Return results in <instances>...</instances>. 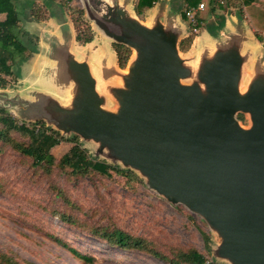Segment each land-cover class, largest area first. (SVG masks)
Instances as JSON below:
<instances>
[{"label":"water","instance_id":"95a60500","mask_svg":"<svg viewBox=\"0 0 264 264\" xmlns=\"http://www.w3.org/2000/svg\"><path fill=\"white\" fill-rule=\"evenodd\" d=\"M82 1L98 29L135 53L125 88L113 91L119 109L105 111L87 65L66 56L79 88L73 108L27 105L34 121L45 113L58 131L94 141L143 172L151 188L218 228L221 257L264 264V74L240 92L245 59L236 37L186 84L191 74L175 32L160 24L148 30L104 0ZM239 113L250 115L249 128Z\"/></svg>","mask_w":264,"mask_h":264},{"label":"rangeland","instance_id":"374dc122","mask_svg":"<svg viewBox=\"0 0 264 264\" xmlns=\"http://www.w3.org/2000/svg\"><path fill=\"white\" fill-rule=\"evenodd\" d=\"M172 1L168 0L166 3ZM217 2H220L218 6ZM223 2L224 0H205L206 8L200 14L201 17L206 19L210 9L219 8L218 15L227 18L231 13L236 27L247 28L250 37H254L252 31H255L264 40V0L250 8H241L242 21L235 16L239 12L241 0H227L229 5L227 11L220 7ZM71 5L84 8L82 0H73ZM100 9L104 10V7L101 5ZM48 10V18L51 19L55 9L49 7ZM85 19L89 20L86 13ZM88 22L91 27H95L92 21ZM210 23L214 22L205 21L203 28L198 29V32L206 30ZM54 25L50 23V26H45L44 23H38L32 28L25 25L24 30L33 37L42 36L40 37L42 42L47 39V46H54L52 33L58 32ZM44 27L52 33L43 31ZM233 30L234 24H228L226 31ZM235 37L240 38L239 35ZM38 42L39 39L37 45ZM103 42V39H96L90 45L89 52L97 56ZM224 44L223 42L222 45ZM249 46L252 48V45ZM253 51L255 56L260 55L256 50ZM49 52L50 50L48 54ZM46 58L35 56L34 64L30 65V75L36 73L38 81L35 77V79L29 77L25 82L10 81L9 87L3 92L0 91L1 103H6L9 114L19 124L34 122L33 115H36V111L34 113L30 111L32 106L35 110L36 107L54 108L57 105L53 100L56 97L45 92L54 93L57 86V89L64 86L65 80L43 67L47 62ZM252 69L253 64L246 66L247 71L240 81L242 87L248 85L250 73L251 76L259 71L264 74V67L259 64L254 67L253 72ZM184 83L189 84L190 81ZM37 84H40L41 89ZM35 88L40 89L41 94H28V91ZM59 91L63 92L64 89ZM20 94L22 95L19 96ZM58 98L66 105L67 96L59 95ZM41 120L48 127L58 131V127L48 121L47 114L44 113ZM241 122L247 125V117L245 116ZM58 132L66 138L76 136L73 133ZM78 138L82 148L93 159L129 170L137 181L115 174L110 178L94 174L73 175L69 170L56 166L49 170L39 168L32 164L30 157H25L10 146L0 143V253L12 254L22 261L34 264H169L141 251L121 250L93 236L94 231L104 229L111 231L117 228L153 244L156 250L171 259L172 252L194 250L202 254L207 262L236 264L234 258L219 255V247L224 238L218 228L210 225L203 216L191 212L183 204L172 203L164 194L149 186V179L143 172L125 167L119 160L111 158L106 149L99 150L98 143ZM19 141L25 142V139L20 138ZM71 147L72 144L63 142L54 147L51 153L59 159ZM65 218L71 221L67 223ZM71 250L91 257L93 261L86 263L80 260L71 253Z\"/></svg>","mask_w":264,"mask_h":264},{"label":"trees","instance_id":"16d2710c","mask_svg":"<svg viewBox=\"0 0 264 264\" xmlns=\"http://www.w3.org/2000/svg\"><path fill=\"white\" fill-rule=\"evenodd\" d=\"M62 8H67L70 19L75 30L76 42L80 45H86L92 42L94 32L89 20L85 19V8L81 9L72 4L73 0H58ZM159 0H135L134 11L139 19L144 18L146 11L153 8L154 4ZM260 0H241V6L238 9L237 17L243 20V8H250L256 5ZM57 0H0V14L5 15V20L0 22V90H5L9 86L10 81H16L20 75L23 63L27 62L34 54L37 53V37L24 30V25L34 22L45 21L48 17L47 9ZM190 7H196L198 0H184ZM220 3V2H219ZM217 2V6L219 4ZM222 4V3H221ZM228 2L224 0L223 10H228ZM242 8V9H241ZM219 9V8H217ZM216 7L210 9L209 16L217 13ZM28 11L26 14L25 11ZM184 7L182 14L184 15ZM200 24L197 29H202L206 19L198 15ZM214 23H210L206 30L211 36L216 37L225 24L224 15H217ZM188 22V21H187ZM189 25V23H188ZM190 28V25H189ZM191 30V28H190ZM196 34L191 33L187 38L179 43V50L187 52L192 44ZM258 42L264 44L263 37L255 33ZM27 38V39H25ZM264 46V45H263ZM113 49L117 56V63L120 69H124L131 55V50L121 44H113ZM6 103L0 101V143L10 146L12 149L20 152L25 157H30L32 164L39 168L51 169L56 166L59 169H67L73 175L87 176L94 174L112 177L114 174L123 178L136 180L131 171L123 170L119 166H112L105 161L93 159L89 153L82 148L77 136L70 138L64 137L58 131L48 127L41 119L34 122H25L19 124L8 112ZM239 119L243 118L239 116ZM24 138V141H19ZM66 142L72 144V147L61 158L57 159L51 153L52 149L61 143ZM65 222L71 221L69 218L64 219ZM94 237L106 241L109 245L117 247L124 251L137 250L151 255L152 257L169 264H217L214 261L207 262L204 256L194 250H181L172 252V259L156 250L153 244L146 240L139 239L129 235L128 233L114 228L111 231L106 229L94 231ZM71 253L78 259L91 263L93 259L81 255L77 251L71 250ZM0 264H34L20 260L12 254L0 253Z\"/></svg>","mask_w":264,"mask_h":264},{"label":"crops","instance_id":"0c3cea01","mask_svg":"<svg viewBox=\"0 0 264 264\" xmlns=\"http://www.w3.org/2000/svg\"><path fill=\"white\" fill-rule=\"evenodd\" d=\"M107 2V5L110 7H116L118 9H122L126 15L131 20H136L138 23L143 26L144 28L148 30H153L156 28L158 24H160L163 29L166 32H175L177 34V46L179 51V56L183 61V67L186 68L190 74L191 77H189V81L194 77V74L196 75V72L198 73L201 66L204 64V62H210L216 53L221 47L228 45L232 40H234L235 36H240V48L239 53L242 57H244L245 61L243 62L242 68H241V79L244 78V73L247 71L245 70L246 66L253 64V69L256 67L257 64L264 67V46L263 43H260L256 40L254 32L252 31V36L250 37L249 31L246 28H238L236 27L234 23V16L230 13V17L225 18L226 23L224 24L221 32L216 36L213 37L209 32L205 29L197 31L192 44L187 52H181L179 50V43L181 40L187 38L191 34V30L189 28L188 22L185 20L183 14H182V8L184 7V0H173L169 4L166 2L168 0H159L156 2L150 10L146 11L144 14V18L141 20L138 18L134 11V3L135 0H104ZM60 2L57 0L51 8H54V13L52 14L53 18L47 19L42 22H34L30 24H26L30 28H32L34 25H37L38 23H44L45 26H50V23H52L54 26H56L57 33L56 32H50L47 28L44 27L43 31H48V33L53 34V39L55 40L54 46H47V42L43 40L37 35V38L39 39L38 46H37V53L34 54L33 58L29 59L27 62L23 63L22 69L24 70V73L22 74V69L20 72V75L16 81H12L13 83L18 81L25 82L26 79H29V77L36 78V73H32L33 75H30V65L34 64V57L35 56H46L47 62L43 67L45 69H50L51 72H53L56 77L60 79H64V86H61L60 88L54 89V93L46 91V94H50L52 96H55L56 99L53 98V100L61 107L64 106V108L72 109V105H74V101L76 98L77 89L79 90L77 84L73 81L74 75L73 71L68 68V65L65 61L66 56L71 57L76 63L78 64H85L88 67L89 73L93 80L95 81V90L98 96L103 100L102 108L105 111L116 113L119 109L118 102L116 98L113 95V91L116 89H123L120 86H112L111 83L118 78H123V81H126L127 75H121L125 69H127L128 64L130 65L133 61H131V58L133 54H135L131 50V55L128 59L127 65L124 69H120L118 67L117 63V56L113 49V44L115 42L113 39L107 37L100 29H98L95 25V27H92V30L94 32V38L91 43L86 45H80L76 42L75 39V30L73 27V23L70 19V14L67 8H62L60 6ZM167 5V6H166ZM49 9V8H48ZM47 9V15L49 16V10ZM26 14L28 11H25ZM217 13L214 16H207L206 22H210L217 17ZM237 16V15H235ZM229 18L231 20H229ZM5 20V15L0 14V22ZM239 20V19H238ZM240 21V20H239ZM250 21L252 22V18H250ZM253 23V22H252ZM233 25L234 24V30L233 31H226L227 25ZM25 26V25H24ZM43 26V25H42ZM36 27V26H35ZM229 30V29H228ZM237 32V33H235ZM225 38V39H224ZM254 38V39H253ZM96 39H103V46L100 47L99 53L97 56H94L89 52L90 45L95 42ZM255 40L254 42H252ZM225 43L222 45V43ZM249 45H252L250 48ZM254 50L257 51V54H260L259 56H255ZM48 50H50L48 54ZM48 54V55H47ZM96 61H95V60ZM131 62V63H130ZM29 66V67H28ZM25 68V69H24ZM196 68V69H194ZM49 70V71H50ZM260 70V69H259ZM27 71V72H26ZM260 72V71H259ZM256 73V72H254ZM69 74L71 76H69ZM97 74V76H96ZM73 75V76H72ZM247 75V74H246ZM250 75V76H249ZM247 75L249 83L253 79L254 75L251 76V73ZM37 76V77H36ZM73 77V78H72ZM34 78V79H35ZM36 80L34 82L36 83ZM38 81V80H37ZM248 83V84H249ZM40 87V84H37ZM243 85L239 86V90L243 88L246 91L247 86L242 87ZM9 87V86H8ZM7 87V88H8ZM203 89L204 87L201 86ZM24 89V88H23ZM40 89H33V90H26L29 93L28 94H41ZM63 92L59 90H63ZM3 92L4 90H0ZM244 91V92H245ZM241 92V91H240ZM243 92V93H244ZM242 93V92H241ZM20 94L19 96H21ZM59 95L67 96L65 99L66 105L68 104L69 107H66V105L62 104V101L57 97ZM29 97V96H28ZM36 96H34V99ZM63 105V106H62ZM244 117L246 116L248 119L247 125L242 124V120L239 119V116ZM236 119L239 121L240 125L243 126L245 129L249 128L251 125L250 115L249 114H237Z\"/></svg>","mask_w":264,"mask_h":264},{"label":"built area","instance_id":"2783aa9c","mask_svg":"<svg viewBox=\"0 0 264 264\" xmlns=\"http://www.w3.org/2000/svg\"><path fill=\"white\" fill-rule=\"evenodd\" d=\"M206 8L205 0H198V4L196 7H190L188 3H184V15L187 18V21L190 25L191 31L193 33H197L198 26L200 24L199 17Z\"/></svg>","mask_w":264,"mask_h":264},{"label":"bare ground","instance_id":"6f19581e","mask_svg":"<svg viewBox=\"0 0 264 264\" xmlns=\"http://www.w3.org/2000/svg\"><path fill=\"white\" fill-rule=\"evenodd\" d=\"M135 59V54H133L132 58H131V61H133ZM131 63V62H130ZM196 69V68H194ZM128 74V68L125 69V71L122 72V76L123 75H127ZM249 74V73H247ZM194 77H196V75L194 74ZM196 80V79H195ZM112 86H117V87H121V88H125V83L123 81V78H118V79H115L112 83H111ZM242 93L245 91L243 88H241L240 90Z\"/></svg>","mask_w":264,"mask_h":264}]
</instances>
